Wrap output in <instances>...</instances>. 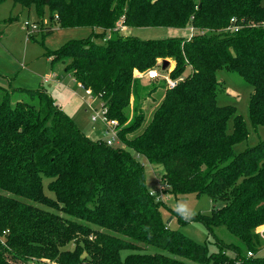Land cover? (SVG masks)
<instances>
[{
    "label": "trees",
    "instance_id": "obj_1",
    "mask_svg": "<svg viewBox=\"0 0 264 264\" xmlns=\"http://www.w3.org/2000/svg\"><path fill=\"white\" fill-rule=\"evenodd\" d=\"M11 1L32 5L39 18L46 8L50 25L101 30L45 56L102 101L106 121L120 127L121 143L163 166L162 179L174 195L221 202L186 223H203L233 256L211 254L205 243L166 224L146 188L143 165L129 150L88 138L42 89H21L25 97L11 105L10 92L0 87V264H264V256H252L259 248L256 229L264 226V141L233 150L247 132L234 105L218 104L215 76L225 69L251 86L249 119L254 128L264 126L262 0ZM120 18L131 28L196 32L122 36L114 31ZM231 25L238 29H227ZM107 30L114 32L96 43ZM163 59L174 63L169 77L180 80L165 89L145 125L137 100L124 124L133 72ZM69 243L73 248L65 249Z\"/></svg>",
    "mask_w": 264,
    "mask_h": 264
},
{
    "label": "rangeland",
    "instance_id": "obj_2",
    "mask_svg": "<svg viewBox=\"0 0 264 264\" xmlns=\"http://www.w3.org/2000/svg\"><path fill=\"white\" fill-rule=\"evenodd\" d=\"M262 3H264V0H262ZM47 25H50V23L46 8L44 9L43 17L39 18L32 5L26 9L20 4H13L11 0L0 1V36L2 35L0 37V87L8 89L10 92L11 105L25 97L21 89H42L51 96L55 104L74 121L79 130L88 138L106 140V138L112 136V132L108 125L104 123V118L100 114L101 110L104 109L102 101L93 97L90 92V94H87L70 73L64 72V65L59 63L52 64L50 59L45 56L46 50H57L69 40L86 38L92 32L98 33L101 30L88 26L61 28L51 23L52 29L46 34L44 28ZM32 26H35V28H32ZM189 28H131L123 25L120 18L114 31L122 36H135L140 39H160L190 37L196 30L193 29L191 31ZM114 31H105L102 39L94 38L95 42L104 43ZM167 60L169 61V66L166 71L170 72L174 67V63L170 59ZM149 69L137 72L140 76L137 75L136 77H133L136 74L133 72L132 78L135 80L134 91L128 104V119L124 124L130 121L132 105L137 100L141 103L144 114L143 125H145L161 102L165 89H167L163 77L153 81L145 78L144 72ZM159 72L164 74L165 70H160ZM215 76L219 82L217 90L218 104L234 105L236 114L241 115L247 132L246 140L235 144L233 150L240 152L264 141V126L254 128L249 119L248 102L252 93L251 86L247 85L234 72L225 69L217 70ZM96 113L99 114L97 120H91V116ZM228 126L231 127L230 120ZM119 129L120 127L116 121V128L113 129L115 135H117ZM132 135L128 134V137ZM112 144L129 150L142 163L146 188L155 201L158 202L163 219H165L166 224L171 229L179 230L197 243H205L211 254L233 256L231 251L220 249L219 245L210 238L203 223L199 221L186 223V219L177 211L178 204L183 202L194 215H210L213 206H220L221 202H213L205 195L196 197L193 193L182 196L174 195L172 189L162 179L164 172L162 165L148 163L143 156L137 155L117 138H114ZM44 191L47 195L52 196L46 186ZM41 207L46 209L44 206ZM177 220L184 224H179ZM256 232L259 239V248L252 256L263 257L264 226L256 229ZM224 239L229 240L228 238ZM72 248V243L65 246V249Z\"/></svg>",
    "mask_w": 264,
    "mask_h": 264
},
{
    "label": "built area",
    "instance_id": "obj_3",
    "mask_svg": "<svg viewBox=\"0 0 264 264\" xmlns=\"http://www.w3.org/2000/svg\"><path fill=\"white\" fill-rule=\"evenodd\" d=\"M233 22H234V20H233V19H230V23H233ZM32 28H35V26H32ZM227 29H230V30H232V31H236V30L238 29V27L235 26V25H231V26H229ZM189 30L193 31V28L190 27ZM160 64H161V60H158L156 66H154L153 68H151V69H149V70H146V72H144L145 78H147V79L153 81V80L159 79L160 77H163V78H164V82H165V87H166L167 89H171V88H173V87L177 84V82H178L180 79L172 80V79L169 77V72H168V71H167L168 74L160 73V72H159V71L161 70V68H160ZM167 68H168V67H167ZM134 72H135L136 74L133 75V77H136V76L138 75V73H137V71H134ZM138 76H140V75H138ZM85 92H86L87 94H90V93H89L90 91H88V90L85 91ZM104 111H105V109L101 110L100 114H102V117L104 118V123L108 125V128H109V129L111 130V132H112V136L109 137V138H106L105 141H106V144L111 145L112 142H113V140H114V138L117 137V135H115L114 132H113V129L116 128V121H115V120H108V121H106V119H105V117H104ZM98 115H99L98 113H96L95 115H92V116H91V120L96 121L97 118H98ZM248 255L250 256L251 253H248Z\"/></svg>",
    "mask_w": 264,
    "mask_h": 264
},
{
    "label": "clouds",
    "instance_id": "obj_4",
    "mask_svg": "<svg viewBox=\"0 0 264 264\" xmlns=\"http://www.w3.org/2000/svg\"><path fill=\"white\" fill-rule=\"evenodd\" d=\"M177 211L185 218V219H190L192 215H194V213L190 212V210H188L187 205L183 202H181L180 204H178L177 206Z\"/></svg>",
    "mask_w": 264,
    "mask_h": 264
},
{
    "label": "water",
    "instance_id": "obj_5",
    "mask_svg": "<svg viewBox=\"0 0 264 264\" xmlns=\"http://www.w3.org/2000/svg\"><path fill=\"white\" fill-rule=\"evenodd\" d=\"M168 66H169V61L167 59L161 60V70H166ZM82 256H84V254Z\"/></svg>",
    "mask_w": 264,
    "mask_h": 264
},
{
    "label": "crops",
    "instance_id": "obj_6",
    "mask_svg": "<svg viewBox=\"0 0 264 264\" xmlns=\"http://www.w3.org/2000/svg\"><path fill=\"white\" fill-rule=\"evenodd\" d=\"M1 36H2V35H1ZM1 36H0V37H1ZM78 85H79V84H78Z\"/></svg>",
    "mask_w": 264,
    "mask_h": 264
}]
</instances>
